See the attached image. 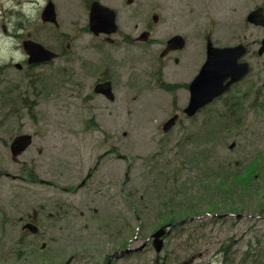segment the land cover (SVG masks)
<instances>
[{
  "label": "rangeland",
  "instance_id": "obj_1",
  "mask_svg": "<svg viewBox=\"0 0 264 264\" xmlns=\"http://www.w3.org/2000/svg\"><path fill=\"white\" fill-rule=\"evenodd\" d=\"M102 2L122 12L124 17L121 15L120 23L124 31L128 23L131 22L129 20L131 10L124 9L120 0H102ZM262 4H264V0H136L135 7L140 8V22L142 24H147L149 13L156 12L160 15V24L156 29L159 40L181 34L190 39L191 43L194 42L199 32H207L212 28L215 41L221 45H234L240 42L252 43L253 40L264 37L263 30L250 28L246 23L247 15ZM68 11L78 18H83V15H85L80 7L76 6V1L68 6ZM63 22L65 23L63 33L77 35V31H73V24L78 22L77 18H73L71 21L69 18H65ZM18 33L25 35L27 31H13V34ZM37 38L40 43L53 44L47 34L41 33ZM13 39V54H19L22 52V41L15 40V37ZM93 42L94 40L89 36L81 33L79 41L75 45L77 50H75V46L73 47V55L87 54V52L90 54L87 50ZM255 62L256 60L253 61V63ZM147 70V68L141 70V88L137 93L136 100L133 92L125 90L119 104L108 107L97 104L94 112H88L84 108L80 109L78 105L73 106L67 100L68 92H62V90L52 98L42 97L39 100L40 105L37 111L38 127L33 126L27 115L23 117L18 126L22 132L36 135L31 150L19 159V163H15L9 157L8 152L0 147L1 169L18 174L21 172L22 164H29L35 168L40 179L53 183H61L58 177L60 173H66L64 178H67L72 167L77 168L82 174L85 173L96 164L100 156L111 149L130 158L131 163H129V159L121 161L116 160L114 157H107L102 160L101 167L104 169L114 168V173L117 176V170L124 169L123 172H126L129 164L131 165V182L127 190L138 192L137 201L140 197L144 199L139 202L140 207L145 209L144 223H141L143 228L140 227L135 216H133L134 212L131 205L124 200L122 201L120 197L117 199L121 214L119 217L106 203L90 204L92 220H78L80 229L74 232L67 231L64 234L63 242L68 248V250L65 248L66 252L71 251L72 253L76 252L81 257L86 256V259L82 258L78 264H100L118 246L131 244L130 247L135 248L149 238L152 234L151 229L157 222L155 213L157 210L158 212L163 211V209L157 208L160 206L158 205V194L154 192L151 186L156 184L154 180L157 172L170 173L173 165L170 164L169 160H174L173 164L176 165L179 162H183L185 165L186 159L191 163H201L203 161L206 164L207 168L204 167L205 174L202 176L196 168L193 171L186 165L185 168L183 167L182 177L185 180L196 177L192 182L193 191L189 196L192 201H197L206 197L199 182H210V171H217L224 164L227 165L230 162L233 164L238 162L237 166L245 165L251 158L255 160L259 153L264 152V111L262 114L252 110L247 112V127L242 130V135H237L239 130L234 131L233 129L234 135H227L226 138L225 136L221 137L218 141L217 139L204 140L202 144L191 141L179 147V145L176 146V143L182 136L183 127H177L171 139L165 138L166 140H163L159 128L171 115V98L162 91L158 90L156 92L145 86L149 78L145 73ZM255 73L260 76L262 74L258 70ZM14 75L16 76L14 81H19L21 77L17 74ZM252 99L248 98L246 105ZM65 100L66 103L63 102ZM213 114L212 110L204 113L200 117V122ZM93 116L96 125L107 135L92 131L80 139L75 135L76 130L78 128L83 129L85 127L84 122ZM77 124L79 125L75 129ZM188 127L186 126V128ZM191 128L196 131L198 126L194 125ZM0 136L4 135L1 133ZM162 141H166L169 150L164 152L165 147L160 150L158 145L162 144ZM231 146H233V149H230ZM152 156L156 158L153 160ZM82 174L79 176L81 177ZM158 179L161 184L164 183L162 176H158ZM12 185L7 180L0 181V208L6 209L9 215L5 227L6 236L3 240L5 248L8 249L13 247L20 238V219L27 214L32 215L33 210L40 206H46V210L50 213L51 206H53L56 199V193L51 187L21 184H15V186L20 194L24 193L23 197H14L17 190L12 189ZM169 185L165 184L164 187ZM225 185L226 181L221 180L218 189L219 187L220 189L224 188ZM168 190L171 189L167 187L165 190L166 195H168ZM226 190L229 191L231 201H234L231 190L228 188ZM178 195L185 204H188V197H186L184 191L178 192ZM263 195L264 192L260 189L259 194L255 196L256 199L247 201L248 209L259 210L262 208L264 210ZM227 198L222 199V206L232 205L233 207L232 202H229ZM237 201L242 203V200L237 199ZM237 206L239 204L235 205L234 208ZM199 207L207 209L208 203L204 202ZM93 208L98 209L100 213L95 214ZM242 215H244V218L241 220L235 218L212 220L213 218L206 215L200 223L184 227L178 235L166 239L161 254L162 259L171 264H184L186 258L191 256L195 259L193 264H219L221 259L218 250L223 243L232 240L234 249L239 253L245 251L246 244L251 241L264 245V216H253L246 213H242ZM117 217L118 220H113L112 223L111 220ZM95 219L96 221L93 222ZM124 221H128L125 227ZM87 222H92V224L88 227L84 226ZM56 223L59 227L57 220L54 222L47 217L43 219V225H45V230L48 232L44 242L48 243L57 238L55 233ZM62 224L61 227L67 229L66 223ZM110 224L114 232H118L123 227L120 231L121 235H118V241H110L104 235L109 231ZM98 227L101 228V231L98 230ZM131 233H134V236ZM135 237L140 240L138 244L133 242ZM56 241H53L54 248L57 244ZM56 247H59V244ZM49 250L52 255H56L58 252L52 248ZM156 256L155 251L149 246L142 256L128 257L119 264H153ZM57 261L58 259L55 256L54 262Z\"/></svg>",
  "mask_w": 264,
  "mask_h": 264
},
{
  "label": "flooded vegetation",
  "instance_id": "obj_2",
  "mask_svg": "<svg viewBox=\"0 0 264 264\" xmlns=\"http://www.w3.org/2000/svg\"><path fill=\"white\" fill-rule=\"evenodd\" d=\"M92 1L84 0V12L90 9ZM44 2L45 0H36L35 3L39 8H35V12L32 14L36 13L44 5ZM87 16L88 14H85L83 18L78 19V25L83 31L88 30ZM27 18L28 14L14 12L12 0H0V111H9L18 107H39V100L44 97L45 86L50 85L45 81L50 80L57 91L61 92L60 90L67 89L69 92L67 100L73 106L78 105L82 108L95 105L98 102L105 106H108L109 103L119 104L125 90L132 92L139 90V52H141L139 22L129 23L127 31L123 32L119 29L118 33L111 37L100 35L94 38L89 35L96 42L94 47L87 50L90 54L86 51L87 54L73 55L72 50L79 41V35L59 42L55 50L59 58L55 61V65L51 66V69H47L50 65L30 63L24 51L13 54V38L17 37L13 35L12 30L38 28L36 31L40 32L45 29L44 25L31 23V20ZM131 19L136 20V15L133 14ZM64 25L63 22L57 29H62ZM143 32H147L151 36L154 35L150 26H145ZM87 34L90 32L86 34L82 32V35ZM115 36L117 39H114ZM119 41L128 47V53H134L132 58L123 54L113 59L110 57L108 49L112 52L126 51L125 48H119ZM197 43L190 53L185 50L173 52L166 57L165 61L157 62L159 64L158 81L170 93L175 94V105L179 110H184L187 107L190 85L205 63L204 40L199 39ZM75 50H77V46H75ZM14 74L21 77H18L19 81H14L16 77ZM108 84L112 88L114 101H109L104 95L96 93L98 86ZM63 102L66 103V100ZM7 123V119L0 118V125ZM0 143L3 142L0 141ZM26 180L28 179L26 178ZM84 189L85 187L82 185L77 189H64L63 192L68 195L67 197H76V195H81ZM81 197H83L81 200L83 201L84 195ZM69 207L67 205V208ZM56 215L61 219L60 212H56Z\"/></svg>",
  "mask_w": 264,
  "mask_h": 264
},
{
  "label": "water",
  "instance_id": "obj_3",
  "mask_svg": "<svg viewBox=\"0 0 264 264\" xmlns=\"http://www.w3.org/2000/svg\"><path fill=\"white\" fill-rule=\"evenodd\" d=\"M248 21L252 24L264 26L263 11L252 13ZM92 31L96 34L99 33H113L115 31V16L114 13L109 10H94L92 14ZM182 46V42L179 39H174L170 43L173 48ZM26 49L32 50L30 52L34 59H41L43 48L40 46H34L30 44ZM264 47L260 50L259 54L262 55ZM244 56V50L241 47L234 49H226L224 51H217L210 48L208 60L203 68L200 76L196 79L191 87L192 99L189 108L186 113L193 115L199 108L210 103L215 98L225 93L231 84L241 80L249 71L248 66L239 64V60ZM39 57V58H38ZM50 57H45L49 59ZM231 79V82L224 85L225 81ZM172 123V122H171ZM17 143L12 147L14 155H18L28 145L29 140L26 138H20ZM165 231L161 229L157 234L153 236L155 238V246L158 250L162 247L160 239L164 236Z\"/></svg>",
  "mask_w": 264,
  "mask_h": 264
},
{
  "label": "trees",
  "instance_id": "obj_4",
  "mask_svg": "<svg viewBox=\"0 0 264 264\" xmlns=\"http://www.w3.org/2000/svg\"><path fill=\"white\" fill-rule=\"evenodd\" d=\"M232 114V113H231ZM230 114L229 117L232 115ZM239 120V119H238ZM222 123V130H229L231 125L228 126V120L223 119ZM218 123H216L213 119V116H210L209 119L205 123V129H204V134L203 139L211 140L215 137V135H219L218 131ZM221 129V126H220ZM204 166H206L205 163H203ZM264 172L260 171V165H256V167L248 170L244 175H233L230 173H225L220 175V179L222 181H226V185L224 188L219 187V191H215L216 189V182L211 178L210 182H204L202 181V191L203 194H206L205 198H202L199 200V205H194L193 203L189 202L188 204H183L181 208L180 213H176L177 207L173 208V213L174 215L172 216V219L170 223H174L186 218H190L192 216L200 215V213H203L204 210H209V211H218L224 210V211H244V209L249 208L247 205V198H249V195L254 198L257 194H259V190L261 189L260 186L257 184L258 179L262 180V174ZM262 187V186H261ZM228 188L231 190L232 195L234 196V201H231L232 198L229 196V191L226 190ZM263 189V188H262ZM216 192V194H215ZM228 197V201L232 202L231 206H222V199ZM238 200H242V203H239ZM207 202L208 207L207 209H202L199 207L202 203ZM221 202V203H219ZM226 202V201H225ZM224 202V203H225ZM228 204V202H227ZM236 208H234L235 205H238ZM244 206V207H243ZM255 261V260H254ZM256 262H253L255 264Z\"/></svg>",
  "mask_w": 264,
  "mask_h": 264
}]
</instances>
